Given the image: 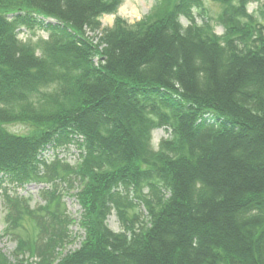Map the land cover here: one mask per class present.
I'll list each match as a JSON object with an SVG mask.
<instances>
[{
	"label": "trees",
	"instance_id": "16d2710c",
	"mask_svg": "<svg viewBox=\"0 0 264 264\" xmlns=\"http://www.w3.org/2000/svg\"><path fill=\"white\" fill-rule=\"evenodd\" d=\"M214 1L221 36L192 17L205 0H159L95 42L88 30L119 0H0V186H72L74 174L84 231L64 253L74 220L60 195L48 192L38 210L6 196L18 249L9 259L0 248V264H264V25L247 12L261 0ZM20 27L50 32L40 56ZM18 123L33 132L7 129ZM67 142L87 151L78 169L40 175L42 151ZM113 208L121 232L106 222ZM37 215L50 221L40 222L44 242L25 225Z\"/></svg>",
	"mask_w": 264,
	"mask_h": 264
},
{
	"label": "rangeland",
	"instance_id": "374dc122",
	"mask_svg": "<svg viewBox=\"0 0 264 264\" xmlns=\"http://www.w3.org/2000/svg\"><path fill=\"white\" fill-rule=\"evenodd\" d=\"M119 7L117 8L115 13L105 14L100 19V27L94 31L89 32L87 35L93 38L96 42L98 37L104 35L108 30H111L114 27V21L117 17L123 18L129 25H133L137 23L139 20L147 17L149 14L153 12V8L159 3V0H119ZM264 0L253 2L248 5L247 12L253 15V19L255 20L256 24L259 23L264 25V12H263ZM223 11V6L220 3H217L214 0H205V12L200 14V11L197 9H192V17L197 25H203L204 20L206 17L210 18L212 21V25L214 27V32L218 36H221L225 32V28L222 24L218 22V18ZM243 20H246L244 18ZM191 21L189 18L183 16L181 18V24L183 27L187 28L190 25ZM19 39L24 43H31L34 44L38 49V55H40V50L43 47V41H46L49 37L48 32H44L42 30H23L20 28L18 30ZM143 102V101H142ZM7 129L14 134L19 135H28L31 134L34 130L33 127L30 125L25 124H12L8 125ZM170 134V131L164 128H158L153 132V147L155 150L159 148L160 142L162 139H166ZM53 151H60L63 161H67L70 165L74 163V155L66 152H73L77 151L78 148L74 146L68 148H52ZM47 158H49V153ZM64 156V157H63ZM48 160H53V156L50 157ZM53 162L47 164L46 171L51 167ZM66 163V162H65ZM70 169L71 167L68 166ZM64 172V171H63ZM65 173V172H64ZM63 173V175H64ZM43 174V175H44ZM62 180L55 179V180H26L23 184L12 183L7 181L6 184L0 187V248L3 252L7 255L9 259H13L14 253L18 249V242L15 235L7 233V223L8 217L12 212L11 208L8 207L7 198L6 196H11L12 198H16L25 202L31 209L38 210L41 207L46 205V196L48 193L46 192H55L60 195L63 204L66 208V214H69L75 217L77 220L80 219L81 209L76 205L75 197L71 196L70 190L73 187H76L79 184V181L76 179L75 175L73 174L71 177V184L72 186L67 185L65 182H60ZM58 199V198H57ZM144 207H139L138 211L141 212L140 216L143 218L145 213ZM40 217V218H39ZM33 219H28L26 221V226L30 223L34 224V229L37 233V239L40 242H44L47 239V234L45 232V228L40 227V222L44 221L46 225H50V221L47 218V215L36 217H31ZM108 227L114 232H121L122 225L120 223V219L118 216V212L115 208L111 210L107 218ZM39 223V224H38ZM55 227V225H51ZM31 229L32 226L30 225ZM29 228V227H28ZM32 232L34 233V231ZM39 233V234H38ZM69 238L66 241H71L72 243L66 244L64 249L66 251H72L74 249L80 248V242L84 236V231L80 228L79 222L75 223L69 228L68 231ZM75 237V238H74ZM73 239V240H72ZM41 244V243H40ZM30 256L27 252L24 257ZM40 255L38 253L32 257V261H38Z\"/></svg>",
	"mask_w": 264,
	"mask_h": 264
}]
</instances>
